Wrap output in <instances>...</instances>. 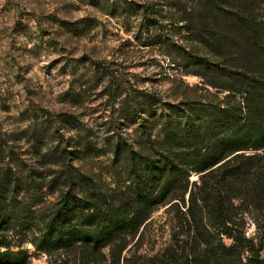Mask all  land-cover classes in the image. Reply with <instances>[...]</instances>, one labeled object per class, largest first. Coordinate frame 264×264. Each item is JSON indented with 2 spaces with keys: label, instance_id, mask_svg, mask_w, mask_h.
<instances>
[{
  "label": "trees",
  "instance_id": "1",
  "mask_svg": "<svg viewBox=\"0 0 264 264\" xmlns=\"http://www.w3.org/2000/svg\"><path fill=\"white\" fill-rule=\"evenodd\" d=\"M83 1L117 19L135 10L146 15L149 7L133 0ZM165 5L172 22L163 37L176 65L225 96L219 102H168L146 90L131 100L125 96V119L139 118L160 148L145 154L120 140L110 142L115 156L125 160L128 182L111 198L77 170L54 209L41 217L35 207L42 184L34 176L25 182L6 168L0 175V264L30 263L22 244L31 231V242L42 252H72L90 263L109 248L120 259L129 237L158 206L180 200L186 205L187 193L181 226L193 235L184 242L182 264H264L261 238L247 236L239 222L251 214L264 235V0H165ZM83 21L82 28L70 25L67 31L72 27L82 36L95 28L92 19ZM76 147L69 153L97 152L88 142L85 150ZM77 188L89 191L79 195Z\"/></svg>",
  "mask_w": 264,
  "mask_h": 264
},
{
  "label": "rangeland",
  "instance_id": "2",
  "mask_svg": "<svg viewBox=\"0 0 264 264\" xmlns=\"http://www.w3.org/2000/svg\"><path fill=\"white\" fill-rule=\"evenodd\" d=\"M133 1L149 6L147 14L135 10L130 18L117 19L83 0H0V175L10 166L25 182L32 176L39 180L42 195L35 210L41 217L54 209L77 170L99 185L102 195L111 198L124 188L125 160L115 156L110 142L120 140L145 154L160 148L155 134L146 136L139 118L124 117L125 100L136 91L158 93L168 102H219L226 94L176 65L163 37L172 22L165 0ZM86 18L95 28L77 36ZM70 25L78 27L67 31ZM174 40L180 43L183 37ZM87 142L96 153H69ZM197 178L193 174L192 180ZM82 191L76 189L79 195ZM188 199L189 193L186 205L180 200L158 206L129 237L120 259L109 248L90 263L72 252H42L31 242L34 231L22 247L29 264H182L184 242L193 235L181 226ZM239 222L247 236L264 244L251 214ZM12 242L19 248L18 239Z\"/></svg>",
  "mask_w": 264,
  "mask_h": 264
}]
</instances>
